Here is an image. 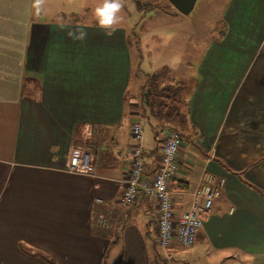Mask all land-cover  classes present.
<instances>
[{"label":"crops","instance_id":"crops-1","mask_svg":"<svg viewBox=\"0 0 264 264\" xmlns=\"http://www.w3.org/2000/svg\"><path fill=\"white\" fill-rule=\"evenodd\" d=\"M44 1L0 0V264H264V0H208L193 27L176 26L181 43L195 36L203 47L144 67L185 72L175 219L203 171L224 179L195 243L172 241L168 254L156 242V200L122 202L139 115L128 110L129 32L67 21ZM140 73L146 83L151 74ZM143 117L151 178L172 128ZM83 144L92 170L72 172L70 153Z\"/></svg>","mask_w":264,"mask_h":264},{"label":"built area","instance_id":"built-area-1","mask_svg":"<svg viewBox=\"0 0 264 264\" xmlns=\"http://www.w3.org/2000/svg\"><path fill=\"white\" fill-rule=\"evenodd\" d=\"M142 132L141 122H134L130 129L132 140L130 167L121 192L122 202L124 205H132L140 196L155 199L158 209L156 242L159 248L168 254L172 241L182 248H189L195 243L204 219L219 197L224 179L216 180L213 174L203 171L197 186L189 192V207L175 219L174 194L170 184L179 170L177 156L181 147V136L174 129L167 130L159 167L152 177L148 178L144 174ZM68 163V168L72 172L86 173L92 170V156L81 147L72 149ZM96 222L100 226L107 224L102 215L96 218Z\"/></svg>","mask_w":264,"mask_h":264},{"label":"rangeland","instance_id":"rangeland-1","mask_svg":"<svg viewBox=\"0 0 264 264\" xmlns=\"http://www.w3.org/2000/svg\"><path fill=\"white\" fill-rule=\"evenodd\" d=\"M99 2L100 0H45L43 2V7L47 12H60L67 21L73 20L74 18L82 23L95 24L93 11ZM123 3L124 9L122 15L124 19L119 28L129 32L132 49L131 84L133 88H130L131 90L128 96L134 95V97L128 110H138L139 115L136 114L134 116L135 121L143 122L146 118L143 117L145 113L142 116V100L145 98V93L149 89H146L145 86L147 83H143L146 79L141 76L142 74L140 72L151 74L147 76V78L155 75L158 80L157 82L165 81L164 83L172 84L176 82L175 85L178 83V85L183 84L180 83V80L183 79L185 75L183 68H174L171 66L172 71H168L167 74L166 71L165 73L164 71H154V68L159 67L161 62L164 61L167 62L168 65H172V63L175 62L176 56L187 59V52L183 53L181 51L183 49L187 51L192 46L199 48L203 47L202 40L195 36H192L188 43H181L178 35L179 29L176 28V26L182 25L183 27L187 25L188 27H193V24H196L197 21L199 22L201 17L200 13L202 11L201 7H203V5L206 6L208 0H197L193 10L188 15L178 13L176 14L177 16L174 15V13H177L176 10L167 0H123ZM34 8L37 11L39 10L37 5ZM172 22L174 23L172 24ZM212 24H214V22H212ZM209 25L211 24L206 26L203 24V27L200 28L201 31H206L207 28H210ZM204 26L206 27L205 29ZM172 50L176 51L174 52L175 56L173 53H169ZM141 56L144 59H141ZM140 61L142 68L138 66V62ZM149 62L152 63L154 68H151V71H146L145 68ZM143 124L144 126L146 125L145 133H151L147 121L143 122ZM80 147H82L84 151L86 150L84 144Z\"/></svg>","mask_w":264,"mask_h":264},{"label":"trees","instance_id":"trees-1","mask_svg":"<svg viewBox=\"0 0 264 264\" xmlns=\"http://www.w3.org/2000/svg\"><path fill=\"white\" fill-rule=\"evenodd\" d=\"M157 81L155 75L147 78L145 87L150 90V94L147 101L145 98L142 100V116L147 111L149 116L167 124L182 136L186 124V115L180 108L182 87L181 85H160ZM119 262L120 258H117L111 264H119ZM102 264H108L107 259H104Z\"/></svg>","mask_w":264,"mask_h":264},{"label":"clouds","instance_id":"clouds-1","mask_svg":"<svg viewBox=\"0 0 264 264\" xmlns=\"http://www.w3.org/2000/svg\"><path fill=\"white\" fill-rule=\"evenodd\" d=\"M40 3L41 0H37V4ZM123 9V0H100L93 11L96 26L106 34L111 35L119 29L124 19ZM86 35L85 32H81L79 38L84 39Z\"/></svg>","mask_w":264,"mask_h":264},{"label":"water","instance_id":"water-1","mask_svg":"<svg viewBox=\"0 0 264 264\" xmlns=\"http://www.w3.org/2000/svg\"><path fill=\"white\" fill-rule=\"evenodd\" d=\"M169 4L180 14L188 15L194 8L197 0H167ZM149 90L145 93V98L147 100Z\"/></svg>","mask_w":264,"mask_h":264}]
</instances>
